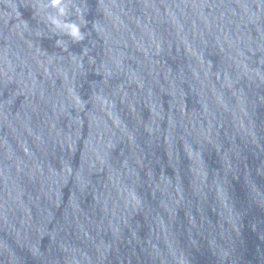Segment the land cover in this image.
<instances>
[{
  "label": "water",
  "instance_id": "95a60500",
  "mask_svg": "<svg viewBox=\"0 0 264 264\" xmlns=\"http://www.w3.org/2000/svg\"><path fill=\"white\" fill-rule=\"evenodd\" d=\"M62 6L0 0V264H264V0Z\"/></svg>",
  "mask_w": 264,
  "mask_h": 264
},
{
  "label": "clouds",
  "instance_id": "9594fccd",
  "mask_svg": "<svg viewBox=\"0 0 264 264\" xmlns=\"http://www.w3.org/2000/svg\"><path fill=\"white\" fill-rule=\"evenodd\" d=\"M52 7L57 8L60 15H64L65 9L62 6V0H50ZM52 23L56 24L57 27L62 28L67 34L73 39L74 42H78L84 39L81 29L75 23L63 24L60 20L53 18ZM57 43H60L57 41Z\"/></svg>",
  "mask_w": 264,
  "mask_h": 264
}]
</instances>
